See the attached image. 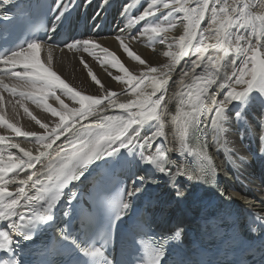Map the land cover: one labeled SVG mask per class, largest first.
Masks as SVG:
<instances>
[{
  "label": "snow or ice",
  "instance_id": "obj_1",
  "mask_svg": "<svg viewBox=\"0 0 264 264\" xmlns=\"http://www.w3.org/2000/svg\"><path fill=\"white\" fill-rule=\"evenodd\" d=\"M87 2L91 3V0ZM0 3L11 4L12 0H0ZM103 3L108 4L109 0H103ZM19 7V4L12 5L13 9ZM55 7L57 14L49 29L52 32L57 31L58 22L67 19V7L63 5V0H56ZM130 7L126 5L125 10ZM254 8L261 11L255 12ZM10 10L3 13L5 20H9ZM208 13L209 24L206 29H202L201 24ZM176 14L182 17L183 34L173 42H168L166 34L175 29L180 21ZM130 19L133 24L147 21L138 35L167 44L168 50L163 52V56L169 58V63L163 65L166 72L151 76L148 74L157 73L159 69L149 67L147 74L141 73L137 77L114 53L94 39L73 41L65 45L69 50H83L98 61L101 58L96 55V50L104 53L101 66L109 64L122 73V76L112 78L127 85L130 94L136 97L128 103H117L114 99L117 96L115 91H108L105 96L98 97L84 94L65 82L52 68V47L45 46L34 35L35 20L30 12L11 19L10 27L0 30V90L19 96L16 103L44 130L43 135L23 131L0 116V126H6L17 137L34 138L43 149L33 155L31 151L21 148L19 143L10 142L8 137L0 135V145L6 144L7 148L18 149L23 153V157L11 151L5 155L0 149V228L4 229L0 230V251L6 254L12 252L18 243L14 236L31 240L34 233L50 227L56 220L57 206L64 199L65 190L69 189L65 203L74 214L80 216V228L84 235H74L69 228L59 229L58 254L63 259L52 261L51 264H121L120 261L105 258L103 245L97 247L95 237L88 235L93 222L97 218L102 220L104 234L110 236L116 222L122 220L132 207L131 202L123 198L124 195L133 197L145 184L158 183L156 173L162 176H188L189 179L209 183L217 173V165L205 142L201 140L202 118L210 117L211 128L220 134L230 127L233 117L242 124L250 107L259 105L264 109V0H150L138 16ZM239 29H248V32ZM205 32L211 35H205ZM129 38L136 39L134 36ZM116 39L130 59L141 65L146 64L125 44L122 37ZM209 40L215 43H208ZM45 50L46 60L42 59ZM190 55L195 59L191 60L190 72L184 75H191V82L185 83L183 79L179 81L181 90L173 96V99L179 100L172 123L177 128L180 152L194 155L199 160L197 167L191 169L194 175H189L188 170L180 166L172 172L168 167V153L172 149L165 148L163 142L154 151H148L157 139L166 136L165 93L171 80V71ZM80 63L88 69L83 57ZM197 69L200 71L197 72ZM88 76L96 85L103 87L91 69H88ZM6 79L13 81L11 86L5 83ZM234 85L242 86L241 90L238 91ZM214 86L219 90H227L223 99H217L212 94ZM146 87H150L151 91H146ZM57 90L62 91L79 107H68L57 95ZM49 98H55L60 104V110L48 103ZM2 101L3 96H0V103ZM22 101L42 106L45 112L58 117L59 123L49 129V125L37 119L24 107ZM105 101L106 107H101ZM233 104L236 107L230 109L229 105ZM107 108H118L124 115H104ZM90 118H95V121L83 123L90 121ZM61 137L67 139V145L54 150L53 154L49 150L53 149ZM129 155L131 160L128 159ZM45 157L48 158L47 164L42 163ZM239 159L245 161L246 158L240 156ZM124 161L137 166L145 165L152 174L138 175L132 182L131 190L118 193L115 199L98 200L95 212L90 210L81 213L77 207V194L72 189L77 188L78 183L83 184L88 180L92 172L100 167V162L114 169ZM38 164L41 165L39 171L32 172L26 179L20 178L21 172L35 169ZM12 173L16 175L11 176ZM10 184L17 185L15 191L9 189ZM180 195L177 189V197ZM74 200L77 205H73ZM62 215L68 216L69 211L64 210ZM179 236L180 231L177 230L173 238ZM164 239L162 237L160 241L145 242L141 238L136 241L139 253L137 264H162L166 251ZM3 264H23V261L9 258L4 259Z\"/></svg>",
  "mask_w": 264,
  "mask_h": 264
},
{
  "label": "bare ground",
  "instance_id": "obj_2",
  "mask_svg": "<svg viewBox=\"0 0 264 264\" xmlns=\"http://www.w3.org/2000/svg\"><path fill=\"white\" fill-rule=\"evenodd\" d=\"M150 0H109L108 4H104L103 0H91L88 3L87 0H63V5L67 7V19L56 24L62 23L69 24L70 22H78L80 10L83 8V15L85 16V23L83 29L88 28V25L93 22L94 30L83 34L79 33L74 41H81L84 39H94L99 45L109 49L114 53L121 62L129 69V71L136 75L141 76V73L147 74L149 67H157L159 71L157 73L148 74L151 76H159L162 72H166L163 65L169 63V58L163 56V52L167 51V44H160L156 40H150L148 37L138 35L142 25L147 21L139 24H132L131 17L138 16L149 4ZM231 2V0H229ZM56 0L52 3L53 18L52 25L54 23V17L57 14L55 7ZM126 5H131L130 8L125 10ZM166 11V10H163ZM163 11L161 15L163 14ZM253 11L259 12L261 9L254 8ZM74 14V15H72ZM72 15V16H71ZM180 18L177 27L166 34L168 42H173L183 34V22L180 14H176ZM210 13L206 14L205 20L201 24L202 29H206L209 24ZM82 17H80L81 19ZM155 19V18H150ZM91 20V22H90ZM143 23V24H142ZM105 25V28H101ZM110 29V30H109ZM239 31L247 33L248 29H239ZM205 35L210 36L211 33L205 32ZM110 35H113L110 36ZM122 37L126 45L130 47L137 55L146 61L145 65H141L136 61L130 59L127 54L120 47V42L116 37ZM136 37V39H130L129 37ZM255 43V38H253ZM73 43L71 41L69 44ZM208 43H215L214 40H209ZM45 44V43H44ZM45 46H49L45 44ZM53 64L52 68L65 80L71 87L78 91H81L87 95H93L102 97L107 94L108 91H115L117 96L114 99L117 103H128L136 99L134 95L130 94V89L127 85L117 82L112 77L123 74L117 69L112 68L109 64L103 63L104 53L96 50V55L101 59H97L90 56L83 50H69L67 47L53 48ZM47 51L42 53V59L46 60ZM83 57L88 64V69H91L101 81L103 87L96 85L88 76V69L80 63V59ZM92 57V58H90ZM195 59L194 56H189L181 61L180 65L176 66L171 71V80L168 85V90L165 93V103L167 104V112L164 116L166 123V136L165 138L157 139L148 149V151H154L156 147L163 146L167 149H172L168 153L170 163L168 167L172 169L174 173L177 166H180L188 170L189 175H194L191 169L193 168L192 160L194 155L182 154L180 152V142L176 126L172 123V117L175 115L178 107L179 98L173 99L175 93L181 90L179 81L183 79L185 83L191 82V75L185 76V72H190L191 60ZM240 60H237V66H239ZM200 69H197L199 72ZM5 83L11 84L13 81L5 80ZM148 81H145V85ZM236 89L241 90L242 86H236ZM146 91H151L150 87H146ZM226 89L219 90L215 86L212 90V94L217 99H223L226 94ZM57 95L61 97L68 107L78 108L79 105L75 104L71 99L66 97L62 91L57 90ZM159 95V93H158ZM254 95H257L254 93ZM0 96H3V101L0 103V116H3L5 120L13 123L23 131L35 132L39 135L44 134V130L39 127L16 103L20 99L19 96L10 95L7 91L0 90ZM24 107L41 122L47 123L49 129L59 123L58 117H54L51 113H47L43 110L42 106H39L31 101H22ZM48 103L60 110V104L55 98H49ZM105 105L101 107H106ZM235 104L229 105L230 109L235 108ZM118 108H107L103 113L104 115H112ZM95 118H90V121H84V124L94 122ZM243 124V126H242ZM241 122H237L233 117L224 133L217 134L210 126V117L205 116L204 123L202 124L201 131L204 134V138L207 141V146L211 156L220 162L218 167L219 173L222 176L223 184L222 189L227 193H233L238 199V203L242 208L250 211L257 212L258 214L264 213V174L262 161L259 163L252 162V154L257 153L264 142V109L259 105L250 107L247 110L246 118ZM80 125H77L79 127ZM0 135L8 137L10 142L19 143L20 147L31 151L33 155L38 154L39 151H43L40 146L35 142L34 138L17 137L14 132L7 129L6 126H0ZM70 135V134H69ZM237 141V143H236ZM67 139L61 137L59 141L53 145V149L49 151L58 150L65 146ZM7 143V142H6ZM0 149L7 155L8 151H11L14 155L23 157V153L18 149H9L5 145H0ZM240 156H244L245 161L239 159ZM139 153H137V159ZM131 160V155L128 156ZM48 158H42V163L47 164ZM129 166V170L124 172L125 178L129 181L136 180V177L145 176L147 166H137L133 164H125ZM41 165L38 164L35 169L21 172L20 178L26 179L34 171H39ZM15 176L16 173L10 174ZM131 182L133 187V183ZM139 182L138 180L136 183ZM9 189L15 191L16 184H10ZM160 193L156 197V201L160 203V206L155 212V216L160 223H178V225L187 223L185 208L190 207L195 202V178L189 179L188 176H164V179L159 186ZM177 189H179L181 195L177 197ZM186 205V206H185ZM169 228V227H168Z\"/></svg>",
  "mask_w": 264,
  "mask_h": 264
},
{
  "label": "rangeland",
  "instance_id": "obj_3",
  "mask_svg": "<svg viewBox=\"0 0 264 264\" xmlns=\"http://www.w3.org/2000/svg\"><path fill=\"white\" fill-rule=\"evenodd\" d=\"M143 23H144V22H143ZM143 23H142V24H143ZM132 24H133V23H132ZM103 28H105V26H104V27L102 26V29H103ZM110 36H112V37H113V35H110ZM90 58H92V57H90ZM236 86H238V87H239L240 85H236ZM236 143H237V141H236Z\"/></svg>",
  "mask_w": 264,
  "mask_h": 264
}]
</instances>
